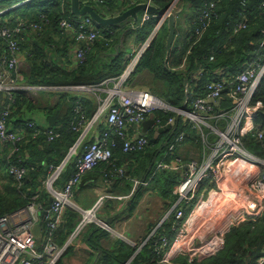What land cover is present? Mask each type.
Returning <instances> with one entry per match:
<instances>
[{
  "label": "built area",
  "instance_id": "built-area-1",
  "mask_svg": "<svg viewBox=\"0 0 264 264\" xmlns=\"http://www.w3.org/2000/svg\"><path fill=\"white\" fill-rule=\"evenodd\" d=\"M95 3L105 4L106 0H94ZM148 5L155 6V0H143ZM183 0H173L164 10V14H152L145 11L141 20V26L153 17L158 19L156 26L135 51L132 52L128 63L122 73L115 79H106L95 87H73L76 90H95L101 85L113 82L114 86L108 90L105 97L99 104L97 110L91 117L82 115L73 129L79 132L78 138L71 145L65 156L58 163H52L48 167L46 177L34 195L29 198V203L12 213L0 217V264H58L60 258L67 250V246L59 245L56 242L58 229L65 221L68 210L77 212L80 216L73 233L70 235L67 244L78 237L91 223H95L103 229L113 231L112 226L104 219L97 216L101 209L103 198L91 209L82 208L74 200V191L88 172L93 171L99 164L109 162L113 156L114 140L111 137V130L107 129L90 135L105 121L111 126L116 135L124 141L123 151H142L148 144L147 134L138 138L128 132V126H140L146 120L152 118L155 123L151 130L156 131L159 127L172 124L178 129L180 116L183 119L182 130L167 143L162 152L161 159L157 160L149 179L163 171H180L181 159L174 158L169 161L171 155L181 147L187 138L189 131H195L203 144L204 158L201 162H190L184 176L179 180L176 187L177 200L175 207L170 211L172 219L171 231L174 236L171 238L166 232L156 233L154 237V250L156 253L155 264H179V258H186L189 262L199 257H207L221 251L225 245V236L231 227L224 228L216 225V220L210 226L208 219L215 214L216 209L210 208L201 218L190 216L186 212L188 206L193 205L196 209L194 214L202 210L207 204L222 202L219 208L221 215L229 212L230 203H241L246 210L242 218L258 219L264 210V159L249 151L243 142V135L248 134L259 139L264 138V130L256 124L259 115V104L253 103V99L264 77V60L257 58L250 61L246 68L238 74L231 76H220L211 78L205 85L207 97L192 95L190 78L186 79V99L184 107L176 109L167 102L145 90L125 92L122 86L136 73L141 59L151 47L159 32L168 23L169 16L182 12L180 8ZM264 5V3H263ZM156 7V6H155ZM216 2L211 1L199 9L200 13L192 21L194 32L191 35L193 43L197 42L209 27L212 15L215 14ZM4 13H0V17ZM0 19V37L3 39L8 52L0 59V97L6 94V106L0 113V141L9 144L12 151H16L17 144L27 135V128L32 130L33 137L45 135L48 141H53L60 136V133L49 129L47 126H40L39 123L31 121L27 128H17L10 124L11 115L16 107V92L28 91L31 93L49 89L45 85L25 87L19 84L21 80L22 52L19 44L18 33L24 23L16 28L2 25ZM61 28L72 33L78 44L75 59L83 62L87 52L94 45L95 41L103 37V31L91 16H85L76 21L68 19L61 21ZM35 30L39 26L31 24ZM247 27V19L243 18L234 25L233 33L237 34ZM81 44H85L82 46ZM214 59V55L210 56ZM186 57L178 69L184 70ZM176 70L177 68H173ZM194 72L191 74V76ZM203 74V69H198L195 78ZM64 89L65 87H57ZM228 92L232 104L228 107L222 106L223 93ZM210 98L221 99L219 106L208 103ZM156 111L175 112L176 116H170L164 123L162 117L155 116ZM180 118V119H181ZM187 128H189L187 132ZM214 135V140L210 136ZM212 135V136H213ZM206 150V151H205ZM208 150V152H207ZM74 164V172L62 185L59 181L67 168ZM26 169L18 165H11L10 173L21 184ZM120 174L125 173L124 169L119 170ZM213 182L217 189H208L207 199L200 196L202 186L207 182ZM47 192L52 198L51 207L43 227L41 243H38L34 234V227L41 220V212L44 208L41 196ZM232 200L226 205V202ZM236 203V208H239ZM251 207L255 208L253 210ZM240 213L239 210H233ZM219 215L218 221L223 217ZM253 216V217H252ZM240 218V221L241 219ZM242 222V221H241ZM220 231H219V230ZM119 236L126 242L135 245L136 243L125 234ZM264 263V257L259 260Z\"/></svg>",
  "mask_w": 264,
  "mask_h": 264
},
{
  "label": "trees",
  "instance_id": "trees-1",
  "mask_svg": "<svg viewBox=\"0 0 264 264\" xmlns=\"http://www.w3.org/2000/svg\"><path fill=\"white\" fill-rule=\"evenodd\" d=\"M22 1L24 0L16 2L15 0H7L0 3V6L11 7ZM138 1L106 0L105 4H95L94 0H89L86 6H92L100 14L108 15L118 11L120 6L129 5L130 8L134 7ZM172 1L155 0V6L158 10H165ZM211 1L216 2V10L215 14L212 15L211 24L202 37L192 44L191 35L194 32L192 21L198 17L199 9L205 3ZM263 3L264 0H183L182 11L186 4L189 12L183 18H181L182 12L178 14L176 24V37L178 39L173 51L168 54L166 45L168 35L163 39H159L161 29L159 36L144 54L138 66V72L145 71L150 76L149 79L145 80L149 92L164 100L173 108L181 109L184 107L186 99V79L190 78L192 95L207 97L206 83L211 78L220 76L221 71H224L222 76L235 75L243 71L250 61L257 58L264 60ZM16 10L17 14L14 17L7 19L2 17L1 23L2 25L9 24L10 27L13 26L12 28L24 23V26L21 27L23 33H19L18 37L22 55H26L31 68L30 75L26 77L29 83L51 87H95L106 78V75L102 74L100 70L105 67L104 63L98 61L99 64L94 66L96 58L93 50H95L94 48L100 40L99 43L106 49H110L111 45L114 44V36L109 32L115 29H107L103 37L95 41L83 62L80 63L75 60L74 67L68 61V64L64 67L59 62L62 58L60 53L63 52V49L59 48L55 41H52L55 45L48 44L44 37H50L51 33L64 35L67 31L60 26L63 19H68L72 23L78 20V17L71 10V0H32ZM243 18L247 19V27L234 34L235 23ZM157 21L158 19L153 17L140 27V41L144 42L148 38ZM31 24H37L39 28L33 30L30 27ZM81 45L85 46V44ZM7 52L8 49L0 37V59ZM212 53L214 55L213 60L210 59ZM185 57L184 70H174L173 68L183 63ZM120 64L118 63L116 68L111 71L115 77L119 76L124 70V66ZM200 68L203 69V74L192 80V78H195L196 71ZM106 69L110 68L106 67L104 70ZM193 72L194 74L191 76ZM155 84L160 86L162 90L155 88ZM163 92H165L166 99L161 97ZM22 94H24L22 90L15 94L17 104L10 117V124L14 127H17V121L23 122L22 119L13 118L21 103ZM100 96L103 97L105 94ZM6 98L5 93L0 97V113L6 106ZM95 98L93 96L91 99L78 98L73 91L62 92L57 105L49 112L48 125H45L49 129L60 133V136L53 141H48L45 135L33 137L32 130L27 128L31 120L27 124H22L24 128H27V135L22 140L23 142L17 144L18 149L16 151H12L9 144L0 142V217L23 208L29 203V198L35 194L46 177L49 165L60 162L69 147L77 140L79 132L73 129L74 125L78 123L82 115L89 118L97 110L98 105H95ZM253 103L260 105L259 115L255 123L259 124L264 130V77ZM231 104L228 92H224L222 106L228 107ZM155 116L162 117L165 123L170 116H176V113L156 111ZM182 125L183 119L181 118L179 119L176 135L182 130ZM188 130L189 128H187V132ZM188 136L197 141L203 150L202 141L195 131H189L187 138ZM111 137L115 142L113 156L109 162L99 165H114L115 171L118 172L120 169H124L125 173L122 176L129 171L130 177H140V179L147 177L146 179H149L151 173L148 174V171L151 162L168 135L164 134L160 138H155V131L151 130L147 133L149 144L142 151L128 153L123 151L124 141L120 137L113 136L112 133ZM174 137L173 135L171 140ZM244 145L253 154L264 159V138L259 139L249 135L244 139ZM124 164L128 166V169L122 167ZM11 165H18L26 169L27 172L21 184L10 173ZM74 167L75 165L72 164L67 168L59 181L60 185L70 178L74 172ZM154 180L162 184V196L167 197L170 192L172 198L177 197L172 193L173 186L176 183L175 172H163ZM213 186L214 183L209 181L204 184L203 188L207 190L208 187L213 188ZM137 196H139V193ZM41 200L44 208H46L50 200L49 194L45 191L42 192ZM67 213H70V222L78 214L73 210H68ZM171 223L172 219L163 227V229H166L163 231L172 238L173 236L168 233V229L171 230ZM65 227L66 225L63 226L62 224L56 235V242L58 238L57 243L61 246L66 243L70 234L73 233L72 230L75 229L74 227L67 229L68 232L66 231L67 233L62 238L61 230L63 232ZM155 257L156 253L152 244L150 247L143 249L136 258L135 263L138 264V261L150 258L151 260L154 259L152 264H155ZM262 257H264V210L255 221L248 220L231 227L225 236L224 248L218 253L196 258L192 262H189L186 258H179L178 262L179 264H260L259 260Z\"/></svg>",
  "mask_w": 264,
  "mask_h": 264
},
{
  "label": "crops",
  "instance_id": "crops-1",
  "mask_svg": "<svg viewBox=\"0 0 264 264\" xmlns=\"http://www.w3.org/2000/svg\"><path fill=\"white\" fill-rule=\"evenodd\" d=\"M88 2L89 0H81L80 7H85ZM27 3L29 2H26L25 4ZM142 3H144V1L139 0L136 5ZM14 6H1L0 13H4L2 17L6 19L14 17L17 14L16 9L18 8H15ZM128 9H130L129 5L124 7L120 6L118 11L106 16H117ZM144 12L145 10L143 9L137 12V19L129 17L118 24L110 26L99 25L103 31V35L107 29H115L109 32L114 36V44L111 45L110 49H106L101 43H99L100 40L98 41L96 48H94L95 50H93L96 58L94 66L99 64L98 61H102L105 66L100 70L102 74L106 75V78L103 81H100L99 84L109 78L115 79L116 77L113 76L111 71L116 68L118 63H121L120 65H123L125 68L132 52L141 44L142 41L139 40V29L141 27V20ZM77 17L78 19H81L85 16L78 15ZM0 19L2 18L0 17ZM165 27H168V23L163 29ZM21 33H23V31ZM44 38L48 44L51 43L52 45H55L52 43V41H55L59 45V48L63 49V52L60 53V55L62 54V58L59 60L62 66L65 67L68 64V61H70V64L75 67L77 44L75 43L71 32L67 31L64 35L51 33L50 37L45 36ZM177 39L178 37H176L173 42L171 52L176 45ZM179 41L181 42V39ZM25 64L27 65L25 66ZM22 66H24V68L21 69V80L19 81V84L25 87L36 86L35 84L29 83L26 79V77L30 75L31 68L25 54L22 55ZM106 67H109L110 69L104 70ZM149 78L150 76L148 75V72L143 73L137 71V73H134L122 86V89L125 92L140 90L150 91L145 83V80ZM113 86L114 83L109 82L101 85L95 90H76L71 89V87L60 89L46 85L45 87L49 89L34 93L23 90L22 92L24 94L21 95V103L16 110L15 117L13 118L23 120V122H18L16 120L17 127H24L22 124H27L31 120L36 121L40 126H45L48 125L49 112L55 107V105H57L62 92L67 90L71 92L73 91V93L75 92V94H77L78 98L83 97L84 99H91L92 96L94 98L96 97L95 105L99 106L102 100L107 97L108 90ZM101 94H105V96L102 97L100 96ZM34 96H38L36 100H34ZM107 129H110L112 135L116 136L114 129L103 120L96 128L95 133L93 132L90 135L89 140L91 141L93 135H96V133ZM128 132L131 136L137 137L142 133V125L138 127L128 126ZM212 135L210 136L211 141L214 140V135ZM161 155H159L157 160L161 159ZM175 157L181 159L182 167L178 172L172 171L176 173V183L174 184L172 191L174 196L177 195L176 187L179 180L184 176V171L186 170L187 165L192 161L201 162L204 155L200 144L197 141L192 140V137L188 136L183 145L177 149L176 154L170 156L169 161L173 162ZM122 167L128 169L126 164L122 165ZM163 172L158 173L156 177ZM154 179L145 180V178L140 179V177H130L129 171L122 176L118 171H115L114 165H99L93 171L84 175L80 185L76 187L74 191V200L82 208L91 209L99 199L105 197L103 198V205L98 211L97 216L106 220L112 226L113 231L103 229L95 223L89 224L78 237L72 239L70 244H67L69 237L66 243H64L65 241L62 242L64 243V246H67V250L60 258L58 264H136V258L140 255L143 249L154 244V237H152L154 232H162L165 229H163V227L171 221L169 213L175 207L177 200V197L175 199L171 197L170 192L169 196H162V184L157 183ZM213 188L217 189L215 183ZM203 189L202 186L200 196H202L203 199H207L209 195L208 189L210 190L211 188L208 187L207 190L204 189L205 191ZM138 193L139 196H137ZM216 202L214 204H207L202 210L195 214L194 212L196 209H193V205H191L186 208V212L190 216L193 215L196 218H201L210 208L216 207ZM231 207L233 210H239V208H236V203L231 205ZM233 212L236 214L235 211ZM221 217H223V219L216 222V225L218 226H222L226 219L225 215H221ZM79 218L80 216L77 214V216L75 215L70 222V213H66L64 221L66 224L63 223V226L66 225V227L63 229V232L61 230L62 238L64 237V234L68 232L69 228L76 227ZM246 218H242L241 221L246 222L248 220H253L251 218L246 220ZM168 233L171 236H174V233L170 229H168ZM119 234L127 235L136 244L133 245L126 242L119 236ZM146 258L148 257L146 256ZM152 261H154V259H143L142 261H138V264H152Z\"/></svg>",
  "mask_w": 264,
  "mask_h": 264
},
{
  "label": "water",
  "instance_id": "water-1",
  "mask_svg": "<svg viewBox=\"0 0 264 264\" xmlns=\"http://www.w3.org/2000/svg\"><path fill=\"white\" fill-rule=\"evenodd\" d=\"M4 1H7V0H0V3L4 2ZM30 1H32V0H24L22 2L17 3L14 7L16 8V7L22 6L26 2H30ZM80 2H81V0H71V10L73 11L74 15H76V16H78V15L91 16L94 19V21L101 26H106V25L110 26V25L118 24V23L126 20L129 17H133L134 19H137L136 13L142 9L145 11H149L152 14H158L159 16H162L165 12L164 10H158L155 6L148 5L147 3L144 2L142 4L135 5L134 7L124 11L120 15L107 17L106 15L103 16L102 14L97 12L92 6H85V7L81 8ZM10 10H12V9H10ZM176 20H177V16L175 14H171L169 16V19H168V32H169V34L167 37V44H166L168 54L171 52L173 42L176 38V24H177ZM186 84H187V80H185V87H186ZM220 102H221V99L216 100V99L210 98L208 100V103L214 104L215 106H219ZM179 119H180V116H178L176 118L177 122L179 121ZM154 123H155V121L152 118L146 120L142 124V133H140L137 136V138L142 134H147L149 132V130L153 127ZM175 131H176V127L174 126L172 128V124H168L164 127H159L155 131V138H160L164 134H168V137L165 139L162 146L159 148L158 152L154 156V158L151 162V165L149 167L148 174L152 172L159 155L161 154L163 149L166 147V145L170 141L171 137L175 134ZM146 178H145V180H146ZM51 203H52V198H50L49 204L47 205L46 209L41 212V220L34 227V234H35V238L37 239L38 243H41V241H42L43 227H44V224L46 221V217L49 213Z\"/></svg>",
  "mask_w": 264,
  "mask_h": 264
},
{
  "label": "rangeland",
  "instance_id": "rangeland-1",
  "mask_svg": "<svg viewBox=\"0 0 264 264\" xmlns=\"http://www.w3.org/2000/svg\"><path fill=\"white\" fill-rule=\"evenodd\" d=\"M16 1H18V0H15V2H16ZM0 7H1V6H0ZM182 7H183V2H182L181 5H180V8H182ZM188 12H189V8H188V6L185 4V5H184V8H183V11H182V17H181V18H183L184 16H186V14H188ZM167 28H168V27H166V28H164V29L161 30L160 36L158 35V36H159V39H163V38L167 37V35L169 34V33H167V32H168V29H167ZM158 36H157V37H158ZM157 37L155 38V40L157 39ZM155 40H154V41H155ZM154 41H153V42H154ZM26 65H27V64H25V66H26ZM181 65H182V64H181ZM23 68H24V66L21 67V69H23ZM176 68H177V71H182V70L178 69L179 66L176 67ZM137 71H138V69H137ZM137 71H136V73H137ZM143 73H146V72L143 71ZM154 86H155V88H157V89H159V90H162V88H161L160 86H158L157 84H155ZM145 91H147V90H145ZM37 97H38V96H34V99H37ZM161 97H163L164 99H166L165 92L161 93ZM163 101H164V100H163ZM247 136L249 137L248 134H244V135H243V142H244V139H245ZM205 151H206V150H205ZM207 152H208V150H207ZM204 191H205V190H204ZM230 202H232V200L226 202V205L228 206V204H229ZM236 203H237V202H236ZM237 204H238L239 209H240L241 212H240L239 214H238V213L234 214V212H233L232 209H230L229 212H226V213H225L226 219L224 220V223H223L222 227H224V228H227V227H233V226L240 225V224L244 223V222H241V221H240V218H242L244 214L247 216V214L245 213L246 207H245V205H242L241 203H237ZM221 207H222V202H221L220 204L216 205V207H215V209H216L215 214H212V216H210V219H208L210 226L213 224V222L215 221V219H217L216 221H218V219H219V217H220L219 215H221V213L219 212V208H221ZM251 208H252L253 210H256V209L253 208V207H251Z\"/></svg>",
  "mask_w": 264,
  "mask_h": 264
},
{
  "label": "bare ground",
  "instance_id": "bare-ground-1",
  "mask_svg": "<svg viewBox=\"0 0 264 264\" xmlns=\"http://www.w3.org/2000/svg\"><path fill=\"white\" fill-rule=\"evenodd\" d=\"M8 25H9V24H7V26H8ZM9 26H11V25H9ZM12 27H13V26H12ZM22 31H23V30L21 29V31H19V33H21ZM19 33H18V34H19ZM257 91H258V90H257ZM22 128H24V127H22ZM0 142H1V141H0ZM22 142H23V141H22ZM216 204L218 205V204H219V201H217ZM231 205H234V203H233V202L230 203V204H229V208H232Z\"/></svg>",
  "mask_w": 264,
  "mask_h": 264
}]
</instances>
